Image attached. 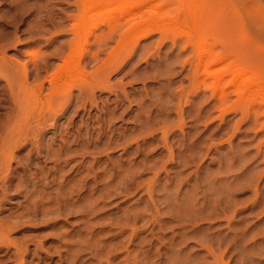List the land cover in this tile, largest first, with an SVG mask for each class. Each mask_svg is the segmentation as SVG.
<instances>
[{
  "label": "bare ground",
  "instance_id": "6f19581e",
  "mask_svg": "<svg viewBox=\"0 0 264 264\" xmlns=\"http://www.w3.org/2000/svg\"><path fill=\"white\" fill-rule=\"evenodd\" d=\"M118 1L121 0H73L72 4L76 7L77 13L65 12L63 19L62 16L58 14L57 16L55 12L47 9V7L44 13L41 10H31V5L25 0H18L15 3V7L13 6L14 11L12 8L0 11V108L5 109L0 114V118L2 116V119H0V213L2 212V201L7 197L8 190L13 189L20 193L24 192L26 199L24 208L16 215L19 218L25 215L34 216L49 212L59 215L81 210L82 212H93L97 207L99 209L104 207L107 204L106 199L129 196L141 187L144 189V194L148 196L143 209H139L136 204L121 208L123 213L117 219L116 225L119 227L118 232L124 233L128 231V236L125 240L113 245H106L94 240L90 235H85L78 238L75 245L73 241L71 243L68 242L70 248L68 247L67 249V255H59L58 264H92L89 262L93 259L96 260L95 264H153L151 261L152 255L164 257L166 253L161 250L163 248L168 249L178 235H180L183 242L184 238L188 236V230L190 229L188 228L185 231L187 228L184 229L183 225L188 223V221L190 223L195 221L192 220L193 216L197 218L199 207L196 210V203L198 199L194 196L191 200L188 199L190 200L187 203L188 206L185 205L186 214L184 213L185 210H183L185 206L182 209L183 212H181L182 207L174 205L176 201H174L175 198L173 197L176 195L172 197V194L168 192L160 194L164 200L162 202L165 203L164 207H162L166 208L164 213L160 211V207L153 199L157 186L159 187L158 190H164V192L167 190V183H160L161 174L165 172V178H168V166L178 164L180 161H177L176 158L183 152V150H180L179 153H176L175 150L178 146L175 141H170L171 135H169V131L171 123L166 119V110L169 109L168 102L171 101L168 100L166 104L159 102L158 105V98L155 101L150 97L147 99L143 98L142 101L138 102V106L135 109L133 104H131L132 100L130 101L128 93L124 89L117 91L118 89H115L110 82V75L113 72L124 71L126 76H135L136 72H139L140 69L138 67H130V65L128 69L126 67L133 58L136 45L141 40L149 37L155 31L161 32L160 45L156 54H153V51V53L143 57L147 62L152 56L160 57L161 48L168 45L166 44L167 39L171 41V46L168 45L171 49L176 50L178 47L180 49V53L174 57L173 63L166 62V64L169 63L167 65L164 63L163 65L165 66L157 69L155 71L157 72L156 74H154L155 72L153 73L154 77H167L165 79H168L167 81L170 83L173 75L182 74L189 66L184 76V79H188V86L182 85L173 94L174 97H178L177 115L181 119L179 125L185 123L184 118H182L183 98L189 93L197 96L201 91V85L208 80H210V83H208L210 86H208L211 88L208 107H217L218 103L221 105L229 103L228 107L223 109L225 112L230 108L235 110L240 108L241 111L248 113L251 108H257L254 105V107L252 105H250L251 107L247 106L248 104L246 103L250 101V97L255 93L264 94V88H260L258 84H255L253 87L247 86L237 92L238 99L235 102L231 100L232 92L227 91L221 85L231 73L234 62L240 58L233 51L227 38L222 41L224 42V50H218L217 45L220 42L217 36L210 32L211 29L209 33H203L200 30L197 34H193L191 30H180L179 32L176 30L173 36L169 37L167 35L169 30L165 28V24L162 22L158 24V21L151 17L145 21L129 25L122 33V36L120 35L123 39L137 34L135 49L126 58L121 60L100 59L108 44L107 37L102 32L96 33L94 42L97 46V51L90 54L89 48L92 44L90 45L87 37H83L86 34L83 22L86 20L89 9L97 3L105 5ZM135 1L129 0L131 6H133ZM131 6H129V9ZM193 8L192 10L194 11ZM29 11V14L34 12V17L31 19L26 17ZM59 16L62 21L55 19ZM63 20H71L73 22L67 27L63 25ZM119 21L118 24L121 25L123 21ZM47 24L58 29L62 34L70 33L72 37L65 44L55 45L50 52H44L41 55L31 53L30 58L24 62L12 59L7 55V49L20 41L16 36L19 25H27L30 32L39 31L40 33L41 30L44 31L45 27L48 26ZM50 30L51 28L48 29V31ZM188 50L192 54L184 59H179L181 52ZM53 58L60 59L61 64L51 73L49 71ZM152 59L154 60V58ZM155 59H158V57H155ZM93 60L97 61L98 64L93 73L74 79L75 82L73 83L67 81L71 70L82 68L83 65H87ZM175 62L180 63L179 70L174 65ZM64 79V83H59V81ZM45 82L49 83L46 93L44 92ZM188 87L189 89H187ZM75 89L78 90L76 94L74 93ZM105 89L115 92V97L112 100L114 106H111L109 104L111 101L108 100V102L100 104L97 98V90ZM147 100L150 103H147ZM127 101H129L128 105ZM262 102L264 106V96ZM243 105L247 107L244 108ZM71 106H74V114L79 115L82 112L81 119L80 121H73L72 125L69 123L71 127L67 129L66 126L61 125V127L65 128L62 129L58 121L68 112ZM94 108L97 109L99 114L92 113ZM134 111H136L135 114L133 113ZM201 111H196L194 115L195 121L200 120ZM118 118L126 119L127 123L132 122L134 124V128L126 127L130 133H127L124 128L122 130L120 126H116L115 120ZM130 119L132 121H128ZM49 130H55L54 133H57L58 130L60 132H58L60 138H57V140L60 139V142L56 143L57 147L54 146V140L56 139L53 140L54 143H45V132ZM158 133H161L160 137ZM174 134L175 131L172 130V135ZM118 147L122 149L121 156L117 159H112L109 153ZM25 149V153L19 155ZM141 155L143 157L138 160L137 157ZM40 157H44L45 161L53 159L55 162L54 169L56 173H54L56 176L52 177L51 180H47L44 184L39 183L41 180L39 174L44 172V166L39 165ZM89 157L91 158L90 160L87 159ZM189 160L195 163L193 156ZM69 164H71L69 170H76L78 174L71 176V172H64L65 167ZM34 165H36V170L27 172V169L31 170ZM21 169L24 170V173L18 174L17 172ZM49 172L51 173V170ZM145 172L152 173V176L148 179L139 180ZM58 178L57 187L51 189L50 187L53 186L51 182H55ZM97 190H99V193L94 196L93 194ZM172 200L174 201L173 204L171 203L173 202ZM122 201L124 199L117 202L116 205H119ZM79 202H82V204L80 205ZM213 207L216 206L214 205ZM213 207L208 211L206 210V215H219L218 211H216L217 207L216 209ZM148 209L152 213L147 220V223L150 224L146 225L145 221L141 227L137 226V222L145 217L143 210L146 211ZM196 218L194 217V219ZM173 221H177L174 226L178 228L184 227L182 228L184 231L174 233L172 237L164 241V230L167 227H171ZM230 222L231 219L229 217L228 224H231ZM13 228L14 224L8 217L0 216V263L12 260L14 264H37L34 262L35 257L38 256L37 248L32 251L33 249L30 248L27 240L14 239L11 236ZM148 230L149 233L146 236L139 237L140 231L145 232ZM261 233L263 232L258 231L256 236ZM195 235L197 234L195 233ZM192 236L194 237V235ZM212 237V235H208L207 240H212ZM236 237L237 235H235L234 239ZM137 238H139L138 242L136 241ZM153 240L161 243L160 248L154 251L152 249H142V242L146 243L147 241L152 244ZM41 243L40 240L37 241L38 248L42 246ZM256 244L257 240L254 241V245L251 247L254 248ZM137 246L139 249H136ZM211 246H206L208 254L216 259L225 256L227 249H220L218 254ZM85 252L89 254V257L83 258ZM120 252L121 254L125 252V254L123 253V257L116 261ZM31 255L32 258L28 259ZM169 260L167 259V262L163 263L160 261V264H175ZM236 262L239 261L234 263L236 264ZM223 264H229V262Z\"/></svg>",
  "mask_w": 264,
  "mask_h": 264
},
{
  "label": "rangeland",
  "instance_id": "374dc122",
  "mask_svg": "<svg viewBox=\"0 0 264 264\" xmlns=\"http://www.w3.org/2000/svg\"><path fill=\"white\" fill-rule=\"evenodd\" d=\"M17 1L0 0V11L11 8L14 11ZM25 1L31 5V10H41L44 13L47 7V9L55 12L56 15L62 16V19L65 12L77 13L76 7L72 4L73 0ZM129 6H131L129 0H121L105 5L97 3L89 9L86 20L83 22L86 30V34L83 37H87L90 45L92 44L89 48L90 54L97 51V46L94 42L96 33L102 32L107 37L108 44L100 59L121 60L126 58L135 49L137 34L122 39V33L129 25L152 17V19L158 21V24H161V22L165 24V28L169 30L167 33L169 37H172L176 30L178 32L180 30H191L193 34H197L200 30L203 33H209L211 29L210 32L214 33L219 39L220 43H218L217 49L220 51L225 48L222 41L226 40L225 38L229 40L233 51L240 59L234 62L231 73L227 76L226 81L222 83L224 86L221 85V87L232 92L230 98L233 102L238 99L237 92L247 86L253 87L258 84L260 88H264V0H136L130 9ZM192 7H194V11ZM30 11L27 14L25 13L27 19L34 17V12L29 14ZM60 16L55 19L61 20ZM119 20L123 21L121 25L118 24ZM63 22L64 26H69L73 21L63 20ZM48 27L52 31H48ZM16 36L20 41L7 49V55L22 62L29 59L32 55L31 53L41 55L44 52H50L55 45L65 44L72 37L70 33L62 34L58 29L50 25L45 27L44 31L41 30L40 33L39 31L30 32L27 25H19ZM160 40L161 32L155 31L136 45L133 58L126 67L128 69L135 66L141 70L136 72L135 76L133 75L134 77L132 75H124V71L113 72L110 75V82L114 85V88L118 89L117 91L124 89L128 93L130 101L132 100L131 104H133L135 109L138 106V102L142 101L143 98L147 99L150 97L154 101L158 98V105L159 102L166 104L168 100L171 101L168 102L169 109L166 110V119L171 123L169 131V135H171L170 141H175L178 146L175 150L176 153H179L180 150H183V152L176 158L177 161H180L178 164L168 166V178H165V172L161 174L160 183L164 184L166 182L167 190L165 192L164 190H158L159 187L157 186L153 196V199L160 207V211L164 213L166 210V208H162L165 203L162 202L164 200L161 198V195L166 192L171 193L172 197L176 195L173 197L175 200H173L176 201V204L177 202L178 204L181 203V206H178V204L174 205L182 207L180 211L183 212L185 210V214L187 212V203L193 196L198 199L196 203V210L199 207L197 218L196 216L192 217V220L195 221L185 223L183 225L185 228L174 226L177 221H173L171 223L172 226L167 227L163 234L165 237L164 241L172 237L174 233L181 232L182 228H187L185 231L188 228L191 231L194 229L193 232L196 231L197 235L193 232L191 233L189 229L188 236L184 238L183 242L180 235H178L168 249L163 248L161 250L166 253L164 257L153 254L151 261L153 264H160L161 262H167V259L169 260L170 258L171 262L175 264H223L225 262L235 264V261H239L236 264H264V106L262 104L264 94L255 93L250 97V101L246 103L248 104L247 106L251 107L250 105H252V107L255 106L257 108H251L248 113L241 111L240 108L239 110L230 108L225 112L223 109L228 107L229 103L226 105L218 103L217 107H208L211 96V88L208 84L210 80H208L201 85V91L197 96L195 94L196 97L193 96V93H189L183 98L182 118H184L185 123L179 125L181 119L177 115L178 97H174L173 94L182 85L188 86V79H184V76L189 66L182 74L173 75L170 83H168V79H165L167 77H154L157 69L165 66L163 64H166V62L173 63L174 57L180 53L179 47L174 50L168 46H171V41L167 39L166 44L168 45L161 48L160 57L152 56L147 62L143 57L153 53V51V54H156ZM181 53L179 59H184L192 54L189 50ZM155 57H158L159 62ZM137 59H140V61ZM51 61L53 62L49 72L53 73V70H56L61 64V60L53 58ZM160 61H163L161 62L162 64ZM174 65L178 67V69L176 67L177 70L180 69V63L175 62ZM97 66V61L93 60L89 64L83 65L82 68L73 69L69 73L70 77L67 81L73 83L75 82L74 79L93 73ZM150 74L153 75L151 76ZM133 78L135 79L132 80ZM64 81L65 79L59 81V83H64ZM44 87V92L46 93L49 83L45 82ZM74 93H78V90L75 89ZM114 97L115 92L107 89L97 90V98L100 104L108 100L111 101L109 104L114 106L112 101ZM186 100L188 101L185 102ZM147 101V103H150L149 100ZM127 102L128 105L129 101ZM243 106L244 108L247 107ZM73 109L74 106H71L68 112L59 119L60 127L64 125L67 129L71 127L73 121H80L82 112L76 115ZM197 110L202 111L200 112V120L195 121L194 115ZM4 111V108H0V114ZM92 113L99 114L96 108L93 109ZM133 113L135 114L136 111ZM0 119H2V116ZM128 121H132V119ZM115 123L122 130L124 128L127 133H130L128 128H134V124L132 122L127 123L126 119L118 118ZM61 128L65 129L64 127ZM172 130L175 131L174 135H172ZM54 131H46L44 140L45 143L55 142L54 146L57 147L56 143L60 142V139L57 140V138H60V132L58 130L57 133H54ZM160 135L161 133H158L159 137ZM25 151L26 149L21 151L19 155L25 153ZM121 153L122 149L118 147L113 149L109 156L112 159H117L121 156ZM192 156L195 159V163L189 160ZM142 157L143 155L137 157V159L139 160ZM87 159L90 160L91 158ZM39 160V165L44 166V172L39 174L41 177L39 183L44 184L47 180H51L52 177L56 176L55 162L53 159L45 161L44 157H40ZM71 164L65 167L64 172H71V176L78 174L76 170H69ZM35 167L36 165L31 170L27 169V172L36 170ZM49 170H51V173ZM17 173L23 174L24 170L21 169ZM145 173L141 175L139 180L148 179L152 176L150 172ZM58 181L59 178L55 182H51L53 186L50 188L57 187ZM178 184L180 185L178 186ZM8 191L7 197L2 201L0 216L8 217L13 222L14 228L11 231V236L14 239L27 240L30 248L33 249L32 251L37 248L38 256L34 259L37 264H58L59 255H67V249L68 247L70 248L68 242L71 243L73 241L75 245L78 238L85 235H90L94 240L106 245H113L125 240L128 236V231L120 233L118 232L119 227L116 225L117 219L123 213L121 208L136 204L139 209H143L148 199V196L144 194V189L141 187L129 196L106 199L107 204L100 209L97 207L93 212H82L81 210L62 215L49 212L34 216L25 215L19 218L16 215L22 211L26 202L24 192L20 193L14 189ZM97 193H99V190L93 195L95 196ZM122 199L124 201L116 205ZM174 201L171 203L173 204ZM79 203L80 205L82 204V202ZM214 205L217 209L213 207ZM201 207L202 209H200ZM212 207L218 211L219 215H206L207 211ZM201 210L202 212H200ZM143 212L145 217L137 222L139 227L145 221L146 225L150 224L147 223V220L152 215L151 210H143ZM207 217H210L209 219L211 220ZM229 217L231 224H228ZM258 231L263 233L256 236ZM147 233H149V230L140 231L139 237H144ZM208 235H212L213 239L207 240ZM235 235L237 237L234 239ZM38 240L42 242L40 249L37 246ZM255 240H257V244L253 248L251 246L254 245ZM136 241L138 242L139 238ZM142 243L143 250L152 249L154 251L160 248L161 245L157 240H153L152 244L147 241ZM205 245H212L211 247L218 254L220 249H227L226 254L223 258L216 259L208 254ZM136 249H139V247L137 246ZM180 249L182 250L181 252ZM123 253L125 254V252L118 254L116 261L123 257ZM87 257H89V254L85 252L83 258ZM31 258L32 255L28 259ZM7 261L0 264H14L12 260ZM89 263L95 264L96 260L93 259Z\"/></svg>",
  "mask_w": 264,
  "mask_h": 264
}]
</instances>
